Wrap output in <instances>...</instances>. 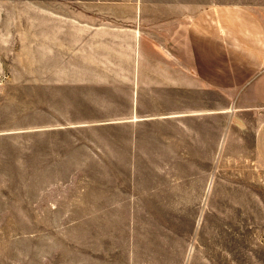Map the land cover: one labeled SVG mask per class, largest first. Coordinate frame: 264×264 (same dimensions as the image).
<instances>
[{
    "label": "crops",
    "instance_id": "0c3cea01",
    "mask_svg": "<svg viewBox=\"0 0 264 264\" xmlns=\"http://www.w3.org/2000/svg\"><path fill=\"white\" fill-rule=\"evenodd\" d=\"M73 1L86 13L122 2L130 16L161 11L165 22L41 23V35L27 37L26 66L40 69L35 84L49 94L48 117L28 132L51 140L41 144L44 155L97 157L92 171L101 174L76 202L80 212L107 225L130 219L127 204L138 198L157 218L193 219L199 205L214 204L219 219L240 213L249 227L220 228L217 241L211 229L197 230L206 239L196 262L209 264L217 246L218 254L233 248L243 264H264V227H251L264 226V23H237L232 9L182 23L194 9L163 1L152 9L149 0ZM50 24L56 30L46 31ZM95 229V242L114 244L122 264L183 261L188 247L179 236L194 235L172 230L170 246L182 250L170 257L166 229H122L126 238L116 241L112 229Z\"/></svg>",
    "mask_w": 264,
    "mask_h": 264
},
{
    "label": "rangeland",
    "instance_id": "374dc122",
    "mask_svg": "<svg viewBox=\"0 0 264 264\" xmlns=\"http://www.w3.org/2000/svg\"><path fill=\"white\" fill-rule=\"evenodd\" d=\"M136 1L139 4L140 0ZM158 1L178 8H193V21L186 18L182 23H203V19L210 20L215 11L227 9L237 11V23H264V0H149L150 8L159 6ZM180 13L173 15L177 17ZM153 14L159 17L151 16ZM161 14V11H151L144 19L136 12L130 16L122 2L119 6L107 4L104 9L86 13L73 0H0V264H122L120 251L114 244L111 247V242H95V228L100 227L112 229L115 241L126 238L122 229L135 234L166 229L162 238L167 242L170 257L178 256L180 253L176 251L182 250L170 246L178 239L170 235L174 233L172 230L180 232L192 228L193 237L191 234L179 236L188 247L186 251L183 249V261L146 258L141 262L200 264L195 256L201 254V238L206 237L199 235L202 231L196 234L197 230L211 229L216 234L210 239L217 241L223 238L218 236L220 228L249 227L250 221L240 213L231 219L220 214L219 219L217 210L212 208L214 204L199 205L193 219L169 213H161L162 218H157L153 210L149 213L145 210L152 209V205L139 198L138 202L127 204L131 207L130 219L114 218L107 221V225L106 221L91 219L89 214L80 212L76 202L89 189V181L101 174L92 171L97 157L44 155L41 144L51 140H43L40 133L28 132L42 126L45 111L48 117L49 94L43 91V86L35 84V79L40 78L36 74L40 69L26 66L29 56L25 53L30 45L27 37L41 35V23H165ZM225 18H228L226 14ZM50 26L45 30H56L52 24ZM137 175L131 173L130 177L134 180ZM118 182V185L126 184L123 180ZM114 215L121 216V213L115 211ZM173 215L174 218L169 217ZM251 227L264 226L253 224ZM136 237L130 236V244ZM252 238L259 242L256 236ZM216 248L209 251V264H243L238 259L241 254L233 248L225 254H218ZM218 255L221 258H217ZM262 261L264 263V257Z\"/></svg>",
    "mask_w": 264,
    "mask_h": 264
}]
</instances>
